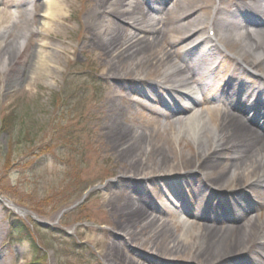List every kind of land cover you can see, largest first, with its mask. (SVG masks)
<instances>
[{
  "label": "bare ground",
  "instance_id": "6f19581e",
  "mask_svg": "<svg viewBox=\"0 0 264 264\" xmlns=\"http://www.w3.org/2000/svg\"><path fill=\"white\" fill-rule=\"evenodd\" d=\"M65 5L64 0H0L1 88L10 84H3L13 65L10 50L25 38L41 41L33 47V77H53V55L67 51L66 45H51L63 31ZM72 7L80 28L76 50L91 67L78 69L80 92L100 102L97 131L112 137L122 124L135 126L120 143L135 173L120 176L154 177L156 165L164 167L163 174L204 171L200 184L184 191L178 203L171 204L169 192L154 189L157 201L143 203L127 194L110 208L123 238L105 247L94 237L104 261L224 264L229 254L255 245V264H264V219L230 200L234 193L264 188V0H72ZM205 27L213 37L205 35ZM193 35L209 61L215 59L212 69L203 71L187 55ZM203 72L212 78L205 81ZM142 83L151 88L139 93L136 85ZM162 155L167 157L156 161ZM112 200L106 194L102 202ZM123 246L139 254L127 255Z\"/></svg>",
  "mask_w": 264,
  "mask_h": 264
},
{
  "label": "rangeland",
  "instance_id": "374dc122",
  "mask_svg": "<svg viewBox=\"0 0 264 264\" xmlns=\"http://www.w3.org/2000/svg\"><path fill=\"white\" fill-rule=\"evenodd\" d=\"M64 1L63 31L51 45H66L67 51L53 55V77H33V47L37 50L41 41L25 38L20 48L10 50L13 65L3 82L10 84L0 87V264H108L99 246L96 251L94 237L105 247L123 238L110 208L115 210L127 194L143 203L157 201L151 195L154 189L169 192L173 195L171 204L178 203L203 178V170L163 174L164 167L159 169L157 165L154 177L120 176L128 170L135 173L120 144L131 136L135 126L122 124L112 137L97 131L96 105L100 102L95 95L89 100L81 96L78 69L91 67L85 65L84 54L76 50L75 30L79 35L80 28L73 18L72 0ZM34 9L40 13L39 6ZM203 32L208 34L207 27ZM208 35L213 37L211 32ZM198 38L193 35L189 40ZM136 86L139 93L151 88L144 83ZM119 104L123 106L122 101ZM168 162L167 158L163 166ZM241 193H234L230 200L245 203L250 207L248 212L256 211V219L263 220L264 188ZM106 194L113 198L109 205L102 202ZM211 198L221 200L216 195ZM2 199L29 215L15 213ZM246 200L252 204H246ZM11 218L20 220L26 233L19 235ZM254 246L246 253L229 254L225 263L255 264ZM121 250L127 255L139 254L130 247Z\"/></svg>",
  "mask_w": 264,
  "mask_h": 264
},
{
  "label": "trees",
  "instance_id": "16d2710c",
  "mask_svg": "<svg viewBox=\"0 0 264 264\" xmlns=\"http://www.w3.org/2000/svg\"><path fill=\"white\" fill-rule=\"evenodd\" d=\"M4 126H5V122H4ZM11 216H14L13 214H11ZM11 221H13V219L11 218ZM15 224V230H16V232L19 234V235H23V233H26V231H27V229L25 228V226H24V224L23 223H21L20 222V220L19 221H17V220H14L13 221V225ZM35 257L34 258H36V255L35 254H33Z\"/></svg>",
  "mask_w": 264,
  "mask_h": 264
}]
</instances>
